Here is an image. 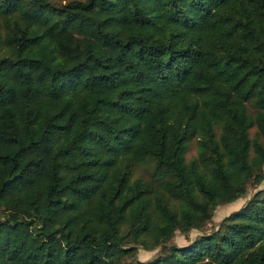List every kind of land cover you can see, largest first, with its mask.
Returning a JSON list of instances; mask_svg holds the SVG:
<instances>
[{"label":"trees","instance_id":"trees-1","mask_svg":"<svg viewBox=\"0 0 264 264\" xmlns=\"http://www.w3.org/2000/svg\"><path fill=\"white\" fill-rule=\"evenodd\" d=\"M259 135L264 0H0V264L185 234L262 178ZM172 249L141 264H264V201Z\"/></svg>","mask_w":264,"mask_h":264},{"label":"rangeland","instance_id":"rangeland-1","mask_svg":"<svg viewBox=\"0 0 264 264\" xmlns=\"http://www.w3.org/2000/svg\"><path fill=\"white\" fill-rule=\"evenodd\" d=\"M54 3L59 4L65 2L66 0H52ZM250 111L255 110V106L251 101L248 102ZM257 131L255 126L249 128V135L251 137L255 136ZM263 143L264 138L259 135L258 137ZM197 150V140L195 137L191 138L188 147L185 152L186 160L192 159L196 156ZM262 178L258 181L250 180L246 185V190L243 194L237 196L231 201H226L217 204L212 209L211 217L201 222L197 227L189 229L187 233H181L179 229L174 231V234L166 242H161L156 246H151V243L148 242V246H145L141 240L138 241H127V247H129V252L121 256L118 260V264H141L147 259L159 255V254H171L173 247H181L190 245L197 238L207 235L210 233H222L227 226V223L230 221V217L233 213L240 211L241 209L248 207L251 201L259 202V200L264 201V165L262 168ZM134 176H141L146 180H150L152 183H155L154 177V168L148 163H141L134 167L133 170ZM171 202L176 206H179L180 202L177 200L171 199ZM2 207L0 206V214H2ZM124 230V229H123ZM143 237L147 238L148 235L142 234ZM130 237V236H129ZM127 237L126 239H130ZM140 237V238H143Z\"/></svg>","mask_w":264,"mask_h":264}]
</instances>
